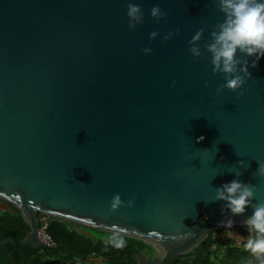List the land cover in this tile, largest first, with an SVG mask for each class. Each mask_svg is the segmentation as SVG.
Here are the masks:
<instances>
[{
	"label": "water",
	"instance_id": "water-1",
	"mask_svg": "<svg viewBox=\"0 0 264 264\" xmlns=\"http://www.w3.org/2000/svg\"><path fill=\"white\" fill-rule=\"evenodd\" d=\"M128 2L0 0V199L31 227L0 250L55 247L39 238L41 213L141 239L164 253L136 252L138 264H169L207 237L203 215L246 227L251 207L232 216L214 201L224 183L250 182L264 203L253 175L264 162V58L243 88L218 95L224 75L204 47L225 19L215 0H131L144 13L134 30ZM157 5L168 13L159 23ZM200 28L197 59L189 41ZM115 194L124 206L111 210Z\"/></svg>",
	"mask_w": 264,
	"mask_h": 264
},
{
	"label": "clouds",
	"instance_id": "clouds-1",
	"mask_svg": "<svg viewBox=\"0 0 264 264\" xmlns=\"http://www.w3.org/2000/svg\"><path fill=\"white\" fill-rule=\"evenodd\" d=\"M215 2L218 4L219 10L225 14V19L214 26V30L210 34V42L204 47L211 54L212 72L224 75L225 83L219 85L217 89L219 95L224 89L236 92L243 88L252 76L249 67L256 68L259 60L264 58V0H215ZM150 14L157 23L168 15L161 10L159 5L152 7ZM127 16L129 18L128 27L132 30L144 21L142 8L131 0L127 3ZM180 31L179 28L175 32L170 31L164 35L163 39L168 41ZM203 34L204 28H200L189 41V52L197 59L204 56L200 47ZM159 35V32L153 31L150 33L149 39L155 40ZM142 51L145 54L152 53L150 47H146ZM238 52L242 58L238 57ZM175 86L176 82H173L172 87L175 88ZM243 95L244 91H241L240 96ZM203 139V136L199 137L198 142ZM257 164L258 167L253 175L264 177V162L258 161ZM239 166L246 169L249 165L241 160ZM235 174L237 177L242 175L241 172ZM256 191V185L250 182L245 184L239 179H233L216 189L214 201L224 202L222 214L224 210H230L232 216H237L243 215L248 207L253 209L252 215L242 221L248 232L243 247L255 257L258 264H264V203L253 202ZM133 203L134 201H129L127 206L131 207ZM122 206H124V201L121 195L115 194L111 200V210ZM233 225L234 220L228 218L226 221H222L220 226L232 228ZM110 243L116 248H121L125 241L122 238L114 237Z\"/></svg>",
	"mask_w": 264,
	"mask_h": 264
},
{
	"label": "trees",
	"instance_id": "trees-1",
	"mask_svg": "<svg viewBox=\"0 0 264 264\" xmlns=\"http://www.w3.org/2000/svg\"><path fill=\"white\" fill-rule=\"evenodd\" d=\"M0 201L9 207L0 215V240L9 237L17 241L24 240L31 231L30 225L16 206L1 199ZM38 217L40 228L43 225L42 218H48L47 233L56 242V246L50 248L25 245L17 249L12 243H7L2 248L0 264H5V257L10 253V264H89L91 257L100 258L103 264H138L134 258L136 252L149 256L154 253L151 244L138 238L41 213H38ZM200 221L209 228L207 237L191 252L171 257L169 264H255L254 256L244 249L243 244L229 243L225 228L215 230V226L208 223L204 215L200 217ZM114 237L122 238L124 246H112L110 241Z\"/></svg>",
	"mask_w": 264,
	"mask_h": 264
},
{
	"label": "built area",
	"instance_id": "built-area-1",
	"mask_svg": "<svg viewBox=\"0 0 264 264\" xmlns=\"http://www.w3.org/2000/svg\"><path fill=\"white\" fill-rule=\"evenodd\" d=\"M42 227L40 228V231H39V238L42 239L44 242L48 243L49 245H52V246H56V242L53 240V238L51 237V235H49L47 233V226H48V218L47 217H43L42 218ZM221 229V228H225V227H222V226H215L214 229ZM228 229L225 228L224 229V232H227Z\"/></svg>",
	"mask_w": 264,
	"mask_h": 264
},
{
	"label": "rangeland",
	"instance_id": "rangeland-1",
	"mask_svg": "<svg viewBox=\"0 0 264 264\" xmlns=\"http://www.w3.org/2000/svg\"><path fill=\"white\" fill-rule=\"evenodd\" d=\"M2 208H4V209H2ZM9 207H8V205H6L4 202H2V201H0V215L3 213V211H5V209H8ZM241 228H246V227H232L231 228V230H228L227 232H230V231H235V230H239V231H241L242 229ZM230 243V242H229ZM232 244V243H231ZM155 248V247H154ZM222 250H224V249H222ZM163 253L164 252H158L157 250H156V248H155V252H154V254H155V256L154 257H156V256H159V257H162L163 256ZM148 259H149V256H146ZM103 261L100 259V258H96V257H91L90 258V261H89V264H103L102 263ZM217 264H219L218 262H217Z\"/></svg>",
	"mask_w": 264,
	"mask_h": 264
},
{
	"label": "crops",
	"instance_id": "crops-1",
	"mask_svg": "<svg viewBox=\"0 0 264 264\" xmlns=\"http://www.w3.org/2000/svg\"><path fill=\"white\" fill-rule=\"evenodd\" d=\"M241 231L235 230L226 233V236L230 240V243H232L233 245H241L246 241L248 235L243 236V233ZM253 262L255 264L258 263L255 257Z\"/></svg>",
	"mask_w": 264,
	"mask_h": 264
},
{
	"label": "flooded vegetation",
	"instance_id": "flooded-vegetation-1",
	"mask_svg": "<svg viewBox=\"0 0 264 264\" xmlns=\"http://www.w3.org/2000/svg\"><path fill=\"white\" fill-rule=\"evenodd\" d=\"M242 229V233H243V236H247L248 235V232H247V228H241ZM4 246H2V248H3ZM2 248H1V250H0V258H1V251H2ZM154 252H155V248H154ZM142 255H144L145 257L146 256H149L148 254H146V253H143V252H140ZM154 256H155V254L153 253V256H149V259L148 260H152L153 258H154ZM12 257V254L10 253L9 255H8V257H5V264H10L11 263V258ZM2 259V258H1ZM4 259V258H3Z\"/></svg>",
	"mask_w": 264,
	"mask_h": 264
}]
</instances>
